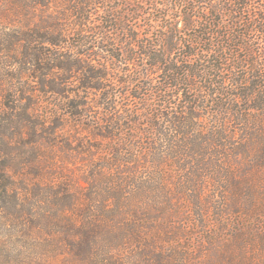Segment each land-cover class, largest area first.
<instances>
[{
  "label": "trees",
  "instance_id": "16d2710c",
  "mask_svg": "<svg viewBox=\"0 0 264 264\" xmlns=\"http://www.w3.org/2000/svg\"><path fill=\"white\" fill-rule=\"evenodd\" d=\"M0 264H264V0H0Z\"/></svg>",
  "mask_w": 264,
  "mask_h": 264
}]
</instances>
